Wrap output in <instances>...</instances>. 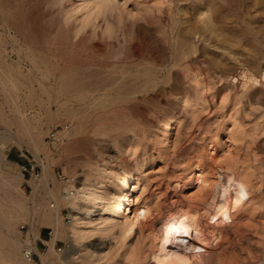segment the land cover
<instances>
[{
	"label": "rangeland",
	"instance_id": "obj_1",
	"mask_svg": "<svg viewBox=\"0 0 264 264\" xmlns=\"http://www.w3.org/2000/svg\"><path fill=\"white\" fill-rule=\"evenodd\" d=\"M82 3L0 0V148L5 153L0 162V206L9 218L16 216L12 234L6 227L1 230L21 242L22 257L27 246L42 253L53 247L54 263H43L37 252L32 264H69L68 255L73 253L80 264H117V230L113 236L112 232L105 233L106 237L97 233L75 245L60 238L51 246L54 230L38 222L34 211H49V203L56 201L45 200L46 193L36 188L39 180L24 175L22 156L38 165L41 177L43 162L51 158L54 181L49 187L56 188L58 197L68 188L63 175L71 178L72 172L80 185L89 171L125 168L132 173L137 160L144 158L149 167L137 190L154 213L129 242L145 253L133 264H152L148 257L154 223L187 209L204 212L203 223L211 237L207 249L211 256L199 264H260L264 259V85H244L240 75L264 72V0H110L113 10L106 20L116 30L113 38L102 35L103 18L96 29L90 24L75 35L77 24L87 14L79 7ZM169 45H174L178 55L186 53L184 63L173 67ZM146 52L159 53L165 66L169 65L160 80L150 82L130 75L135 65L131 61L142 60ZM38 67L43 69L40 76ZM169 68H173L171 76L166 75ZM70 69L84 77L87 86L75 95L78 116H84L83 127L64 144H54L48 138L53 130L65 123L74 129L79 120L61 106L68 98L66 93L41 91L39 84L64 83ZM118 87L126 93L112 90ZM49 112L55 114L52 122L47 120ZM172 117L175 123L166 140L163 128ZM29 123L30 129L26 127ZM38 142L41 145L35 149ZM116 144H125L134 154L119 153ZM199 161L209 179L216 180L219 171L227 170L234 185L245 183L243 200L226 226L213 227V210L210 214L204 211L208 209L202 197L205 189L197 185L193 174ZM93 175L90 179L95 180ZM61 207L63 223L70 226L73 218L69 221L67 216L72 214L68 207ZM101 214L102 208L95 206L83 219L96 221ZM213 250L219 253L212 255Z\"/></svg>",
	"mask_w": 264,
	"mask_h": 264
},
{
	"label": "bare ground",
	"instance_id": "obj_2",
	"mask_svg": "<svg viewBox=\"0 0 264 264\" xmlns=\"http://www.w3.org/2000/svg\"><path fill=\"white\" fill-rule=\"evenodd\" d=\"M79 7L86 10L87 14L83 18V21L77 24L76 26L77 30L75 31L76 36L83 33L88 27V25L90 24H93L94 29L99 27L100 22H97V21L100 18H103L105 22L104 26L101 27L102 32H103L102 35L104 36L107 35L109 36V38L113 36V34L116 31L113 27L114 25L108 22V20H106V16L108 12L111 9L113 10V8L111 7L110 0H83V3ZM166 48L170 56L169 59L171 63L173 62V67L174 65H177V66L181 65L182 63L185 62V59L188 57V56L186 57V53H184L185 56L178 55L180 52L178 53L176 51V49L174 48V45H169ZM178 56H181V58ZM161 57L162 56H160L159 53L155 55L154 53L146 52V55L143 56L142 60L131 61L135 65L131 66V68L134 67L131 71L129 70L128 71L129 73H131L130 75H132L134 79L144 77L148 79V81L150 82L160 80L161 77L164 76L166 69H168V66H169V65L165 66L164 62H162L164 59H162L161 61ZM177 57L179 58V60ZM170 61L168 62L170 63ZM188 61L189 60H187V62ZM121 63L120 65H122ZM125 68H126V65H125ZM128 68L130 67H127V69ZM172 69L173 68H169V70H167L168 72L166 73V75L168 74L169 76H171L173 73ZM37 71L39 72V76H40V73L43 72V69L41 67H38ZM77 72H78V69H77ZM73 73L74 72L72 71V69H70L68 71V75H66L68 77L66 79L68 80L67 81L64 80L66 82L61 83V84L60 83L54 84L50 87H47L45 84H43V82L39 84V88L41 91H44V92L54 91L57 94L66 93L68 98L61 104V106L69 110L72 114H76L77 119L79 120V125L76 126V128L74 129L70 128L69 131L65 132L64 141L66 140L69 141V139L77 135L79 132V129L83 127L82 121H83L84 116L83 117L81 115L78 116L79 112H77V110H79V108H75V102H76L75 95L77 94V92L79 93L87 86L85 84L86 82H84V79H83L84 77L81 79V77L79 76L77 77L78 74H73ZM106 73H108V70L106 71ZM176 76H177V73H176ZM240 76L244 78V81H245L244 85H247L249 83H252V85H256V86L264 85V72H262L259 76H256L255 74L249 71H243ZM90 78L92 77L90 76ZM112 90L116 91L117 93L118 92L121 93L122 91L126 93L125 90L119 87L118 89L114 88ZM79 100H81V98ZM189 104H190V101H189ZM118 117H119V122H121L122 118H120V116ZM54 119H55V114L53 112H49L47 120L49 122H52ZM35 120L38 121L37 119ZM174 123H175V117H172V120L165 125L166 128L165 129L163 128L165 136H166V140H169L170 138V130H172V126ZM29 126H30V123L26 127L28 128ZM30 128L31 126L28 129ZM61 144H64V142ZM35 145H36L35 149H39V146L41 145V143L38 142ZM69 145L68 147L65 146L66 148L63 150L64 153H67V150H68L67 148H69ZM214 147L211 148L212 154H214V151H215ZM116 149L119 153H126V154L130 153L131 155L134 154L131 148L127 146L125 147V144L124 146L121 144H116ZM3 154H5L3 148L2 149L0 148V162H1ZM200 162L201 161L196 163L197 165L195 166L193 174H194V177H195L194 179L197 185L200 188L205 189V193L202 197H204L203 200H205V203H206L205 205L207 206L208 209L204 211L205 213L210 214V211L213 210L211 211L212 212V214H210L211 216L207 215V216H210V219L213 220L211 222V223H214L212 224L213 227L216 226L218 228L224 224L226 226L227 218L231 216L233 211L243 200L245 189H246L245 183L242 182L239 186L234 185L232 173H230L227 170L219 171L220 173L218 172V176L216 180L209 179L208 170ZM137 165H138L137 169L133 171L132 173H128L125 168H120L119 170H112V168L111 169L104 168L99 171L97 170L98 173H93V171H89V173L87 172L86 180L84 182L82 181L80 185H77L78 181L74 177L73 173L71 172L70 179L74 180L76 184H67L66 187L68 188H66V192L64 193V195L58 197L56 188L51 189V187H49L50 182L54 181L53 175L51 173V158L43 162L44 173H43V176L39 179V183L36 184L37 185L36 188H41V190H43L46 193L45 200L48 198H53L56 201V204L49 203L48 207L50 208V210L45 211L43 213L39 212L41 210L36 208V211H34V215L35 217L37 216V218L39 219L38 222H42L47 225H50V227H52V230H54L53 231L54 238L51 241L52 242L51 246L55 243L57 239H60V238H65V240L67 239L69 242L75 245L82 241L84 242V240H86L90 236L92 237V235L94 237V234L103 233L104 234L103 236H105L108 233L107 236H109L111 232L113 233L115 230H117V232L115 233H118V235L114 236V238H117V240L116 239L115 240L117 241V245H118L117 250L119 251L117 255L119 257L117 264H133L134 262H136V260L140 256L144 258L145 253L143 254L141 250L143 248L139 249L138 247V249H135L133 245L129 244L130 240L134 238V236L136 237L138 229L146 225L147 224L146 222H149V218L152 217L154 213V210L152 209V206L150 205V203L143 200L144 198L142 199V194L137 190V185L140 184L141 176L147 171L149 167L148 161L147 159L142 158L140 160H137ZM92 167L90 168L92 169ZM93 170H95V168ZM93 174L95 175L94 177L95 180L90 179V177H92L91 175ZM6 183H5V186H6ZM72 191L74 192L72 193ZM4 192H6V194L4 193L6 196L8 190L4 189ZM207 195H210V196L207 197ZM7 196H9V193ZM61 206L68 207L72 214L71 217L73 218V220L70 226H65V224L63 223L62 216H61V208H62ZM95 206L96 207L100 206L102 208L103 214H101V217H99V220L97 219L96 221L86 222L83 219V215L87 216L88 213L91 212L92 208H94ZM0 207H1L0 227L8 228L6 230H8L11 233V230L13 227L12 221L14 222L16 216L13 217L14 220L12 219V217L9 218L7 215L8 214L7 210L2 208V206ZM17 207H19L21 210H24V206L22 204L18 205ZM178 212H172L169 215H165L164 217L162 216V219L158 220L159 222L155 221L157 223L156 224L154 223L153 225L154 229H152L154 230V236H153V242H152L153 245L150 246L152 247V252H150L151 254L148 257L152 261L151 262L152 264H199L203 262L207 257L211 256L209 255L210 251H208L207 253V249L211 243V237L209 235L210 233L207 232L208 230L205 227V224L203 223V216H204L203 213L204 212H201L199 210H192V209H187L183 211L182 213H180L181 210L179 213ZM30 214L33 215V213H30ZM30 214L29 216H25V219L29 218L31 216ZM84 226H86L87 229ZM33 232L35 233V230ZM212 232H215V231L213 230ZM34 233L31 232V234H34ZM112 233L110 235L113 236L115 233L113 234ZM219 235L222 236V234H217L216 237H219ZM35 236L36 235H34V237ZM166 241L168 242L166 243ZM20 247H21L20 241H17L16 239H9L0 228V264H28V262L24 260L25 258L23 259L24 256L22 257L21 255ZM28 247H31V246H28ZM33 249L37 251L38 253H40V257L43 263H46V262L54 263L52 260V255L54 252L53 247H51L48 253L40 252V250H38L37 247ZM203 250H206V252ZM214 252L212 255H216L217 253H219L217 251H214ZM73 254L68 255V263L69 264H80L78 261L80 259L76 255H73ZM102 254L104 255L103 252ZM207 254L209 256H207ZM220 264H235V263H227V262L222 261ZM260 264H264V259L263 261H261Z\"/></svg>",
	"mask_w": 264,
	"mask_h": 264
},
{
	"label": "built area",
	"instance_id": "obj_3",
	"mask_svg": "<svg viewBox=\"0 0 264 264\" xmlns=\"http://www.w3.org/2000/svg\"><path fill=\"white\" fill-rule=\"evenodd\" d=\"M70 126L71 125L69 123H65L53 130L48 137L51 140L50 142L54 144L65 142V132L70 130ZM22 158H25V161H23L20 167L24 175L29 176L31 180H39L41 178V173L39 171L38 165L31 161L26 155H23ZM61 179L65 184H76L74 180L68 178L67 176L63 175L61 176ZM73 192L74 191H72V193ZM70 218L71 216L68 215L67 220L70 221ZM22 228L25 229V226H23ZM40 242L41 244H45L44 240L42 239H40ZM23 256L28 263L32 264L38 256V253L32 247L27 246L23 251Z\"/></svg>",
	"mask_w": 264,
	"mask_h": 264
},
{
	"label": "crops",
	"instance_id": "obj_4",
	"mask_svg": "<svg viewBox=\"0 0 264 264\" xmlns=\"http://www.w3.org/2000/svg\"><path fill=\"white\" fill-rule=\"evenodd\" d=\"M38 246V245H37ZM39 247V249H40V246H38Z\"/></svg>",
	"mask_w": 264,
	"mask_h": 264
},
{
	"label": "snow or ice",
	"instance_id": "obj_5",
	"mask_svg": "<svg viewBox=\"0 0 264 264\" xmlns=\"http://www.w3.org/2000/svg\"><path fill=\"white\" fill-rule=\"evenodd\" d=\"M168 241H166V243H167Z\"/></svg>",
	"mask_w": 264,
	"mask_h": 264
}]
</instances>
